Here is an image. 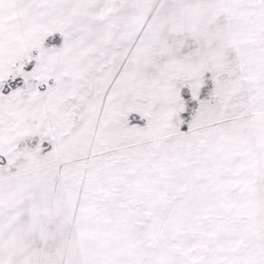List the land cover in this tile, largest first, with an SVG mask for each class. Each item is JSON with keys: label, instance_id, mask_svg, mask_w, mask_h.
<instances>
[{"label": "snow or ice", "instance_id": "1", "mask_svg": "<svg viewBox=\"0 0 264 264\" xmlns=\"http://www.w3.org/2000/svg\"><path fill=\"white\" fill-rule=\"evenodd\" d=\"M0 264H264V0H0Z\"/></svg>", "mask_w": 264, "mask_h": 264}]
</instances>
